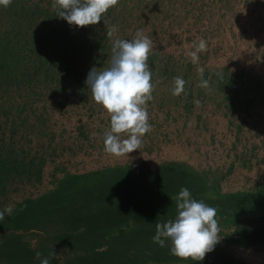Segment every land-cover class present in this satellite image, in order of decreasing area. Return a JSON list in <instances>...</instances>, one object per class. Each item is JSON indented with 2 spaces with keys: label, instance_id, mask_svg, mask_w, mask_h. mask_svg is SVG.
<instances>
[{
  "label": "rangeland",
  "instance_id": "obj_1",
  "mask_svg": "<svg viewBox=\"0 0 264 264\" xmlns=\"http://www.w3.org/2000/svg\"><path fill=\"white\" fill-rule=\"evenodd\" d=\"M21 5L37 8L34 21L25 19V10L21 13L23 28L30 22L37 32L59 26L57 0H23ZM46 7L50 18L40 13ZM94 26L93 32L107 33L108 41L131 39L138 32L153 41V99L146 103L152 129L140 149L107 153L110 114L94 101L87 84L69 94L35 81L16 90L1 76L0 210L12 206L14 212L0 221V264H40L37 252L50 264H74L108 247L120 251L123 232L112 230L105 217L138 222L163 199L170 201L175 217L181 188L171 186L178 183V170L189 172L213 195L264 188V0H119ZM200 39L207 41V51L194 64L188 53ZM200 68L207 87L201 86ZM177 76L186 85L173 95ZM93 172H101L105 183L129 177L137 187L69 199L63 208L27 214L24 220L19 204L65 190L71 175ZM251 215L264 232V218H259L264 206ZM216 218L222 237L206 255L221 264H264V243L244 244L230 220Z\"/></svg>",
  "mask_w": 264,
  "mask_h": 264
},
{
  "label": "trees",
  "instance_id": "obj_2",
  "mask_svg": "<svg viewBox=\"0 0 264 264\" xmlns=\"http://www.w3.org/2000/svg\"><path fill=\"white\" fill-rule=\"evenodd\" d=\"M21 1L23 0H12L9 6H0L4 8L0 9V78L1 76L4 78L2 82L11 83L16 90L21 88V84L41 82L52 85L56 92L65 90L69 94L70 91L78 89L79 85L86 84V76L92 67L102 71L110 66L113 43L117 39H124L122 36L108 41L107 33L97 36L93 32L96 30L94 25L70 26L64 18L58 16V9L55 17H59L60 24L55 30L37 32L32 28L31 22L23 28L24 23L21 20L28 18L34 21L37 8L26 9L21 5ZM24 10L25 19L21 14ZM40 13L46 18L52 15L48 7L40 9ZM43 21L48 24V20ZM76 32L80 35H76ZM52 35L55 37L51 42ZM150 57L149 64L153 69V58ZM230 86L234 88L233 93L236 94L239 88L235 87V83ZM7 161L9 162V159ZM177 172L178 183L175 186L170 185L171 187L177 185L180 188L187 187L194 198L197 200L203 198L205 203L216 207L217 214L230 220L234 225L237 239L244 244L264 243V232L254 226L253 220L256 216L251 215L253 210L264 206V188L250 193L213 195L206 191L204 184L196 177H191L189 172L184 170ZM69 178L71 181L65 187L66 192L65 190L53 192L46 197L28 199L25 200V204H19V208L21 206L24 211V220L27 214L34 213L36 217L63 208L69 203V199L78 202L81 196L85 199L95 195L103 196L104 193L114 195L122 193L123 187L128 189L137 187V182L129 177L114 184L110 181L105 183L101 172L74 174ZM155 206L153 211L150 210L148 214L144 212L139 216L138 222L134 223L130 222L129 217L115 218L113 214L106 216L105 219L111 221L114 226L112 230L123 232L121 250L112 247L111 250L107 246L105 250L94 251L91 256L74 264H136L146 260L221 264L210 255H206L203 261H192L190 258L183 259L173 255L170 252V240L164 247L154 243L152 237L156 234V224L174 218L170 213L171 203L167 199H163Z\"/></svg>",
  "mask_w": 264,
  "mask_h": 264
},
{
  "label": "clouds",
  "instance_id": "obj_3",
  "mask_svg": "<svg viewBox=\"0 0 264 264\" xmlns=\"http://www.w3.org/2000/svg\"><path fill=\"white\" fill-rule=\"evenodd\" d=\"M118 2L119 0H57L58 16L70 25H95ZM11 3L12 0H0V5L4 7ZM152 48L153 41L139 32L131 39H117L113 43L110 66L102 71L92 67L87 74L85 82L91 89L92 98L110 114V128L104 133L107 153L120 156L140 149L143 136L152 129L146 107V103L153 99L154 90L149 64ZM193 48L188 55L195 64L199 60L198 54L207 51V41L200 39L198 44L194 42ZM199 73L201 86L207 87L209 82L204 78V69L200 68ZM185 85L186 81L182 77H175L172 94L180 95ZM217 211L216 207L197 200L190 189L183 187L176 197L175 217L156 224L153 242L164 247L170 240V252L173 255L203 261L222 237L219 235L221 229L216 218ZM13 212L12 206L0 210V221L5 216L11 217ZM32 231L44 235L39 229L34 228ZM41 256L40 252L36 253L40 264H50L48 257L41 259Z\"/></svg>",
  "mask_w": 264,
  "mask_h": 264
}]
</instances>
